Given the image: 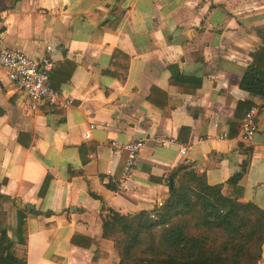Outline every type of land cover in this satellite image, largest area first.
Wrapping results in <instances>:
<instances>
[{
	"label": "crops",
	"instance_id": "0c3cea01",
	"mask_svg": "<svg viewBox=\"0 0 264 264\" xmlns=\"http://www.w3.org/2000/svg\"><path fill=\"white\" fill-rule=\"evenodd\" d=\"M0 33L4 47L50 59V85L70 102L30 110L0 68V232L14 258L118 262L102 210L152 212L183 165L264 211V100L239 87L264 48V0H0ZM242 102L256 112L251 141L241 138L250 111L234 118ZM138 140L125 181L127 153L111 145Z\"/></svg>",
	"mask_w": 264,
	"mask_h": 264
},
{
	"label": "trees",
	"instance_id": "16d2710c",
	"mask_svg": "<svg viewBox=\"0 0 264 264\" xmlns=\"http://www.w3.org/2000/svg\"><path fill=\"white\" fill-rule=\"evenodd\" d=\"M251 59L239 87L251 97L264 100V48ZM120 73L109 71L110 76L124 82L125 75L120 78ZM253 107L252 102L239 103L235 120L243 121ZM238 127L231 123V134ZM184 132L190 131L183 129L181 135ZM241 177L242 173L236 174L229 185L237 187ZM168 182L169 196L159 210L132 216L102 210L103 239L113 244L118 256L113 264L259 263L264 245V211L239 202L232 193L224 196L221 186H209L190 165L175 170ZM19 220L18 233H22L25 223L23 218ZM10 246L5 231H1L0 264H26L12 256Z\"/></svg>",
	"mask_w": 264,
	"mask_h": 264
},
{
	"label": "built area",
	"instance_id": "2783aa9c",
	"mask_svg": "<svg viewBox=\"0 0 264 264\" xmlns=\"http://www.w3.org/2000/svg\"><path fill=\"white\" fill-rule=\"evenodd\" d=\"M51 47H46V52H50ZM0 68L7 72L9 81L17 88L24 96L30 110H36L41 106L50 107H67L70 102L62 99L60 94L53 90L50 85V74L53 68V63L48 58H42L39 61L31 60L25 54L10 50L4 47L2 36L0 33ZM256 112L250 111L241 127V138L244 141H251L257 133V125L255 124ZM224 134L220 139H227ZM162 146H166V142H161ZM112 148L117 151L127 153V160L124 166V180L131 178V170L135 164L137 155L142 150L144 143L142 141H134L124 146H119L113 143ZM189 151L183 147L180 154L185 156ZM122 186V185H121ZM120 186V187H121ZM163 203L159 202L154 210H159Z\"/></svg>",
	"mask_w": 264,
	"mask_h": 264
},
{
	"label": "water",
	"instance_id": "95a60500",
	"mask_svg": "<svg viewBox=\"0 0 264 264\" xmlns=\"http://www.w3.org/2000/svg\"><path fill=\"white\" fill-rule=\"evenodd\" d=\"M170 186H171V182H170ZM20 208H22V207L20 206Z\"/></svg>",
	"mask_w": 264,
	"mask_h": 264
},
{
	"label": "rangeland",
	"instance_id": "374dc122",
	"mask_svg": "<svg viewBox=\"0 0 264 264\" xmlns=\"http://www.w3.org/2000/svg\"><path fill=\"white\" fill-rule=\"evenodd\" d=\"M164 203V202H163ZM117 254V253H116ZM117 256V255H116ZM118 257V256H117Z\"/></svg>",
	"mask_w": 264,
	"mask_h": 264
}]
</instances>
